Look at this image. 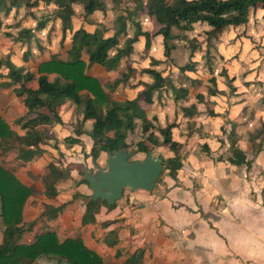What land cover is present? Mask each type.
Instances as JSON below:
<instances>
[{
    "label": "crops",
    "instance_id": "0c3cea01",
    "mask_svg": "<svg viewBox=\"0 0 264 264\" xmlns=\"http://www.w3.org/2000/svg\"><path fill=\"white\" fill-rule=\"evenodd\" d=\"M72 8L74 13L70 17L71 28L66 29L62 44H59L61 31L58 18H56L59 30L58 44L56 48L55 44H48L47 54L29 47L28 41L34 43L37 40L35 34L41 31L29 28L33 30L30 37L26 38V41H21L12 56L14 65L38 75L39 63L48 60L52 55L60 60L65 59L70 32L74 28L82 26L86 31H92L95 23L90 24L92 28H87L85 25L89 23L92 16H99L98 23L100 21L105 25V12L95 10L84 16L81 5L75 4ZM257 16L262 18L261 8L250 12L246 23L223 30L240 28L244 35L242 31L248 29ZM75 19L77 24H75ZM151 20L157 28L155 21L152 18ZM195 26L203 30L205 37L203 40L194 39L195 46L189 47L187 55V51L184 50L187 62L188 60L193 62L194 55L203 49L202 45H209L208 41L214 38L213 36L207 37L205 31L208 27L205 24L195 23L192 28ZM106 27H104V36L110 35L113 31ZM53 28L54 24L46 29L45 34L49 30L52 32ZM108 30H110L109 33ZM141 30L149 32V29ZM137 42H140L143 47V36L140 35L135 43ZM151 42H153L156 53L160 52L163 56L161 35L152 36ZM170 51L171 49L166 58L168 61L170 56L172 57ZM230 51L232 52L233 49L230 48ZM132 54L133 51L130 57ZM243 54L242 51L237 52L236 56L242 58ZM149 57L160 60L159 57L148 56L147 64L142 68L148 66ZM129 58L126 61L122 59L118 67L123 64L125 67L127 62L133 68L128 62ZM164 58L163 56L162 63L156 69L159 70V67L165 64ZM81 60L87 63L85 53L81 54ZM118 67L116 70L107 71L98 64L85 65L84 74L94 77L103 91L107 92L106 85L112 82L113 77L123 72L119 71ZM133 70L128 78L129 85L117 86L108 94L111 99L117 101L131 99L142 88L140 84L136 85L138 81H150V78L140 73L139 69L133 68ZM6 71L5 67H2L0 71L2 99L0 116L11 125L15 132L23 134V129L14 124V120L25 114L26 108L21 99L15 96L13 86L1 84L7 82ZM136 72L145 75L148 80L141 78L134 80ZM160 72L163 76V72ZM212 72V69L207 71L209 73L207 78L213 77ZM42 74L49 80L55 76L54 73ZM221 74L230 80V88L219 86L213 77L214 83L211 89L216 91L213 94H207L208 82L205 92H193L190 95L187 88L188 94L176 101L173 100L170 91L164 88L153 93L150 103L139 99L146 105H141L139 100L137 101V108L154 127L172 124L171 139L179 144L177 153L180 158V166L172 176L167 171L160 185L151 192L137 189L130 191V195L124 198L125 200L121 194L110 208L100 205L94 214V222L81 225L80 218L84 203L90 193L87 184L80 182L81 176L75 177L74 172L68 170V177L56 183L57 195L47 200L38 192L40 188L37 176L42 172L40 171L31 177L32 182L27 183L36 188V192L30 195V203L33 204V199H35L37 202H42L41 205L49 203L53 207L61 204L63 206L51 219L40 215L42 208H36L37 210L33 212H25L29 215L27 218L22 210L23 222L31 220L35 222L30 230L24 232L21 241L29 242L35 234L49 229L55 232L59 240L66 237L79 238L88 249L101 258L102 264H264V88L262 90L261 83H256L255 71L249 72L241 80L235 78V74L229 73L228 75L226 72L225 74L221 72ZM30 85L33 87L35 84ZM180 86L184 87L183 84ZM228 88L233 90V94H239L226 93V90L231 92ZM128 90L133 91L130 96L122 97V99L112 96L116 92L125 93ZM80 93H85V91L81 90ZM195 94H200L202 100L198 101ZM189 96L191 98L188 99ZM205 106L207 108H204ZM57 114L60 122L42 126L48 130L49 137L45 141L56 142L55 148L48 146L46 148L53 151L51 153L52 155L55 153L54 156L61 153L66 159L65 163L69 161H89L91 163L92 158L89 156L91 139L88 135L91 127L90 121H85L79 127L81 112L68 100L57 108ZM152 117L154 120L151 119ZM136 124L137 127L134 130L138 135L134 137L133 142H129L127 139L130 132L127 133L125 142L128 144L126 150L132 151L131 156L139 159L136 153L142 152L144 156L146 151L136 149L135 143L142 138L139 120H136ZM79 128L81 132L77 134ZM65 137L77 138V142L65 144L63 141ZM130 143L133 144L130 145ZM43 144L39 145L42 150ZM149 148L147 150H150L152 155H160L153 153L154 149L160 147ZM234 149L240 151L244 157L243 161L237 164L227 160ZM76 150H81L86 155L76 153ZM69 152L73 155H69ZM43 154L44 152L41 153L42 156ZM166 155L165 158L160 155L163 161L171 159L173 152ZM105 158L106 153L100 152L94 162L103 167ZM49 161L55 166L58 165L46 159L42 161L41 169ZM33 165L32 161L28 164L31 167ZM57 167L62 168L61 165ZM35 227H38V231ZM135 250H140L141 256L138 259H131L130 263L126 262ZM34 263L62 264L46 257H39Z\"/></svg>",
    "mask_w": 264,
    "mask_h": 264
},
{
    "label": "trees",
    "instance_id": "16d2710c",
    "mask_svg": "<svg viewBox=\"0 0 264 264\" xmlns=\"http://www.w3.org/2000/svg\"><path fill=\"white\" fill-rule=\"evenodd\" d=\"M7 1L11 5L18 0ZM44 1L46 3L51 1L56 6L55 16L60 20L61 31L59 44H62L66 29L71 28L70 17L74 13L72 5H81L82 14L86 16L95 10L104 12L107 2L118 6L122 0ZM132 2L134 3L132 11H128L124 16H117L115 27L108 36L103 35L105 28L99 25L92 31H86L82 26L74 28L70 32L67 57L60 60L52 55L48 60L39 63L38 75L13 65L8 60H0V65H4L7 69L5 73L7 82L1 84L13 86L15 96L21 99L26 108L25 114L14 120V124L23 129V134L15 132L0 117V154L15 145L16 158L22 164L39 154L41 152L39 145L49 137L48 130L42 126L60 122L57 108L68 100L81 112L79 127L85 121H90L89 156L93 160L100 152L106 153L122 147L127 149L126 135L134 131L137 127L136 120H139L142 138L135 143L136 149L145 152L148 149L145 143H148L150 148L161 146L169 148L173 156L163 161L162 170H167L171 176L173 175L180 166V158L177 153L179 144L171 139L172 124L154 127L137 108V101L142 99L150 103L153 93L163 88H167L176 101L188 94L187 88L175 87L167 76H162L160 70L156 69L162 61L149 57L148 66L139 69V72L146 74L150 81H138L136 85L140 84L142 88L133 98L117 101L111 99L108 94L119 85H129L128 78L132 75L133 68L126 62V71L113 77L112 82L106 85L107 92H105L94 77L84 74L85 65L98 64L107 71L116 70L122 59L126 61L130 57L133 44L140 35L144 38L142 47L144 54L149 49L150 38L161 35L163 56L166 59L170 50L168 41L174 37L171 28L190 30L195 23L205 24L208 27L205 31L207 37H212L227 27L246 23L250 12L258 8L257 6L263 10L264 16V0H132ZM138 11L151 17L157 28L153 33H149L141 30L137 22H133V32L128 36L125 19L131 17V13L135 14ZM43 25L44 22L39 21L34 29L37 30ZM31 31L29 28L20 29L16 36L21 39L29 38ZM121 36L123 39L119 43ZM111 49L113 52L109 53ZM82 53L86 54L87 63L81 60ZM190 55L191 53L189 57ZM192 67L193 62L188 60L179 66L178 70H191ZM42 73H54L55 76L49 80ZM208 81L213 84L214 78L210 77ZM31 83L35 85L32 87ZM81 90L85 93H80ZM214 92L216 91L211 87H207V94ZM195 98L198 101L202 100L200 94H195ZM151 119L154 120L153 117ZM79 132H81L80 128L77 129V134ZM63 141L68 144L77 142V138L65 137ZM243 159V154L234 149L227 160L237 164ZM67 177V168H59L53 162H47L43 171L37 176L40 188L38 192L44 199H53L57 195L56 183ZM80 182L86 183L83 179H80ZM35 192L34 186L24 185L11 171L0 164V264H35V260L39 257L55 259L62 264H102L101 258L88 249L79 238L66 237L59 240L55 232L49 229L35 234L29 242L21 241L24 232L30 230L35 222V220L22 221V206L26 197ZM100 205L110 208L114 203L106 205L99 199L86 200L80 218L81 225L94 222V214ZM62 206L63 204L56 207L45 204L41 214L51 219ZM140 256L141 251L135 250L126 262L130 263L131 259H138Z\"/></svg>",
    "mask_w": 264,
    "mask_h": 264
},
{
    "label": "rangeland",
    "instance_id": "374dc122",
    "mask_svg": "<svg viewBox=\"0 0 264 264\" xmlns=\"http://www.w3.org/2000/svg\"><path fill=\"white\" fill-rule=\"evenodd\" d=\"M27 3V4H26ZM132 0H122L118 6H115L109 2L106 3L105 8V25L99 21V16H92L90 17L89 23H86L87 28H92L90 25L92 22L95 23V27L102 26L109 28L110 30L115 27L116 18L118 15L124 16L128 11H132L133 6ZM259 8V6H257ZM78 8V7H77ZM126 8V9H125ZM128 8V10H127ZM56 6L50 1V3H46L44 0H18L15 4H9L7 0H0V60H8L10 63L14 65L12 62V56L16 51L21 41H26V38H19L17 37V30L31 28L33 29L34 26L39 22H44V25L37 29L41 30L35 34V42L28 41L29 47L31 49H36L38 52H43L44 54L49 50L48 44H55V48L58 44L59 39V30L56 25L57 17L55 16ZM140 13L130 14L131 17L125 19V27L126 33L131 35L133 30V22L137 21L140 24L141 29H149V33H152L156 26L153 24L151 18L146 15L142 11H138ZM99 14V13H96ZM260 14V12L258 13ZM79 18V17H78ZM131 18V19H130ZM264 16L259 17L257 16L254 19L252 25H249V28L242 31L244 35L241 33L240 28L229 29L227 31L221 30L208 41L209 45H202L203 49H200L199 53L195 54L193 57V69L187 70V72L179 71L177 68L187 62L186 55L189 52V47L193 48L195 44H193V40H203L205 34L203 30L198 28L197 26L193 27L190 30H179L177 28H171V33L173 34V38L168 41V45L170 46V60L168 61L165 59V64L159 67V70L163 72V76H167L172 82L175 87L180 85H184V88H188L190 91V95L193 92L200 93L205 92V86L208 84L207 78L209 73L207 71L212 69V76L215 77L216 82H218L219 86H229L230 88V80L227 79L225 76H222L221 72H226V74H235V78L241 80L249 72L255 71V80L256 83H261L260 87L264 88ZM75 19V24L76 23ZM54 24V28L48 31L45 34L46 29L52 27ZM34 30V29H33ZM32 30V31H33ZM108 30V33L110 32ZM51 32V33H50ZM32 33V32H31ZM33 34V35H34ZM123 37L119 38V42H121ZM70 41V40H69ZM25 46V45H24ZM50 46V45H49ZM70 44H68V47ZM140 42L134 44V50L132 56L128 59L129 64L135 68L136 70L144 67L147 64L148 56L159 57L161 60L163 58L162 54L156 53L153 48V42L150 43V48L147 53H142ZM230 48L233 51H230ZM68 49V48H67ZM184 50L187 51L186 55L184 54ZM246 50V52H245ZM244 52L242 58H238L236 53ZM113 49L109 50V53H112ZM203 52V53H200ZM47 54V53H46ZM67 57V51H65ZM64 54V55H65ZM201 54V57L199 58ZM54 56V55H53ZM65 57V58H66ZM205 65L206 68L204 67ZM4 65H0V71L2 70ZM119 71H124L125 67L124 64L119 66ZM141 78L142 80H148L145 75L139 74L138 72L135 73V78ZM133 80V81H134ZM110 81V80H109ZM132 81V82H133ZM230 82V83H229ZM208 87H213L212 83H209ZM129 88V87H128ZM228 88V89H229ZM131 89V88H130ZM167 89V88H165ZM230 90V89H229ZM231 92L225 91L226 93H231V95H237L239 93L233 94V90ZM133 91H126L123 92H116L112 96L117 99H122V97L130 96ZM188 99L191 98L190 96L187 97ZM1 93H0V102H1ZM8 101V100H6ZM141 105H146L143 101L139 100ZM204 108H207L205 106ZM78 109V108H77ZM79 111V109H78ZM1 117V116H0ZM5 121V120H3ZM8 125L9 123L5 121ZM11 127V125H9ZM12 128V127H11ZM138 133L134 131L130 132L128 135V141L133 142L134 137L137 136ZM133 143H130V145ZM146 144V143H145ZM46 146L55 148L56 142L47 140L42 145L44 152L43 156L41 155L42 152L37 154L36 156L32 157L31 159L27 160L23 164L20 163L16 158L17 148L15 145L11 146L7 151H4L0 154V164L5 167L7 170L11 171L18 180L27 185V183L32 182V178L35 174L43 171L42 161L43 160H52L57 166H62L68 168V170H72L74 172L75 177L81 176V167L85 164L87 168H93L92 164L87 161H69L65 163V157L62 156L61 153H58L56 156L55 153L52 155ZM54 146V147H53ZM83 146V144H82ZM147 148L150 145L146 144ZM168 151V152H167ZM76 153H80L81 155H86V153H82L80 150H76ZM172 153L169 148L163 149L162 147L156 148L153 150V153H158L163 156V158L167 157L166 154ZM69 155H73L72 152H69ZM157 155V154H153ZM133 156V155H132ZM129 159H135L133 157ZM136 156L141 159L143 157V153H136ZM46 158V159H45ZM32 161L34 165L28 166V164ZM65 163V164H64ZM97 163V162H96ZM103 165V164H102ZM167 175V170H162L161 174L155 184V188L160 185L161 180ZM130 195V191L127 188L123 189L122 198H127ZM23 206L22 212L24 216L27 218L29 215H26L25 212H33L37 210L36 208H44L45 204L41 205L40 202L33 199L30 203V194L26 197ZM125 200V199H124ZM44 210V209H43ZM38 212V211H37ZM44 216V214H40ZM39 215V217H40ZM23 218L25 219V217ZM38 231V227H35ZM77 238V237H72Z\"/></svg>",
    "mask_w": 264,
    "mask_h": 264
},
{
    "label": "water",
    "instance_id": "95a60500",
    "mask_svg": "<svg viewBox=\"0 0 264 264\" xmlns=\"http://www.w3.org/2000/svg\"><path fill=\"white\" fill-rule=\"evenodd\" d=\"M132 151L119 148L106 152L103 167L91 159L93 168L81 167V178L90 191L86 200H102L106 205L120 198L123 189L151 192L161 174L163 158L146 150L141 159H129Z\"/></svg>",
    "mask_w": 264,
    "mask_h": 264
}]
</instances>
